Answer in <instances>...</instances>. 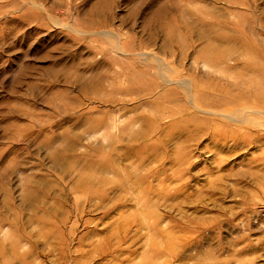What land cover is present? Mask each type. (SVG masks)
Masks as SVG:
<instances>
[{"label":"rangeland","instance_id":"1","mask_svg":"<svg viewBox=\"0 0 264 264\" xmlns=\"http://www.w3.org/2000/svg\"><path fill=\"white\" fill-rule=\"evenodd\" d=\"M0 264H264V0H0Z\"/></svg>","mask_w":264,"mask_h":264},{"label":"bare ground","instance_id":"2","mask_svg":"<svg viewBox=\"0 0 264 264\" xmlns=\"http://www.w3.org/2000/svg\"><path fill=\"white\" fill-rule=\"evenodd\" d=\"M238 62V61H237ZM231 72V71H230ZM261 85V84H260ZM172 110V109H171ZM172 117H174V116H172ZM177 119H180V118H177ZM194 119H195V117H194ZM190 123V122H189ZM194 123V122H193ZM197 123H198V121H197ZM205 123V122H204ZM184 124V123H183ZM185 126V125H184ZM181 129V128H180ZM255 131V130H254ZM251 138V137H250ZM214 142V141H213ZM232 142V141H231ZM229 143V142H228ZM241 145V144H240ZM247 146V145H246ZM182 166V165H181ZM127 167H129V166H127ZM139 174V173H138ZM153 174V173H152ZM132 176V175H131ZM151 178V177H150ZM150 178H149V180H150ZM120 181V180H119ZM142 189V188H141ZM144 189V188H143ZM155 189V188H154ZM153 190V189H152ZM169 190V189H168ZM179 192V191H178ZM123 196H124V194H123ZM144 203V202H143ZM124 205V204H123ZM152 214V213H151ZM49 245V244H48ZM46 246V245H45ZM53 250V249H52ZM55 251V250H54Z\"/></svg>","mask_w":264,"mask_h":264}]
</instances>
